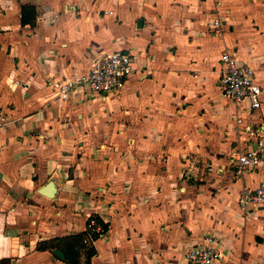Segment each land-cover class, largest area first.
I'll use <instances>...</instances> for the list:
<instances>
[{
    "label": "crops",
    "instance_id": "obj_1",
    "mask_svg": "<svg viewBox=\"0 0 264 264\" xmlns=\"http://www.w3.org/2000/svg\"><path fill=\"white\" fill-rule=\"evenodd\" d=\"M225 51L252 67L259 109L221 94ZM112 53L137 57L119 95L58 96ZM238 117L264 126V0H0V264H65L37 244L93 216L90 264H185L204 236L218 264H264V208L239 205L264 174L232 165L253 142Z\"/></svg>",
    "mask_w": 264,
    "mask_h": 264
},
{
    "label": "built area",
    "instance_id": "obj_2",
    "mask_svg": "<svg viewBox=\"0 0 264 264\" xmlns=\"http://www.w3.org/2000/svg\"><path fill=\"white\" fill-rule=\"evenodd\" d=\"M107 13V12H104ZM213 25L219 29V18ZM222 73L220 78L221 94L235 103L247 101L253 110L261 107V87L254 78L252 67L238 60L229 52L221 55ZM134 72V57L130 54H101L91 64L89 70L75 79H62L53 83L58 96L66 99L70 94L119 95ZM239 126L244 125L247 135L253 140L251 147L238 149L231 155L232 165L242 175L246 172L261 171L264 174V126L245 124L236 118ZM242 210L264 208V184L254 189H244L239 197ZM91 235L85 240L90 246L98 238H104L105 229L96 220H90ZM96 235L94 237L93 235ZM224 254L212 236H204L201 241L190 247L185 255V264H218Z\"/></svg>",
    "mask_w": 264,
    "mask_h": 264
},
{
    "label": "trees",
    "instance_id": "obj_3",
    "mask_svg": "<svg viewBox=\"0 0 264 264\" xmlns=\"http://www.w3.org/2000/svg\"><path fill=\"white\" fill-rule=\"evenodd\" d=\"M36 20V9L32 5L22 6L21 22L22 25L30 24L34 25ZM91 219L96 220L102 228L106 229V225L103 224L98 217L93 216ZM90 219V220H91ZM88 220V225L90 224ZM84 232L75 233L69 236L57 237L50 240L39 242L36 246L37 251H48L53 254L54 250L60 251L64 259L65 264H90L91 258L95 255V249L93 245L88 246L85 240L91 235V228L88 227ZM96 237V235H93Z\"/></svg>",
    "mask_w": 264,
    "mask_h": 264
},
{
    "label": "water",
    "instance_id": "obj_4",
    "mask_svg": "<svg viewBox=\"0 0 264 264\" xmlns=\"http://www.w3.org/2000/svg\"><path fill=\"white\" fill-rule=\"evenodd\" d=\"M45 188H46L47 192L45 191L44 194L47 195V196H50L52 194V191L54 190L53 184L49 183V185H47V187H45ZM53 254L60 260L64 259L63 254L60 251H58V250H54Z\"/></svg>",
    "mask_w": 264,
    "mask_h": 264
},
{
    "label": "rangeland",
    "instance_id": "obj_5",
    "mask_svg": "<svg viewBox=\"0 0 264 264\" xmlns=\"http://www.w3.org/2000/svg\"><path fill=\"white\" fill-rule=\"evenodd\" d=\"M136 59H137V57H136ZM136 59H135V60H136ZM135 60H134V61H135ZM135 62H136V61H135Z\"/></svg>",
    "mask_w": 264,
    "mask_h": 264
}]
</instances>
